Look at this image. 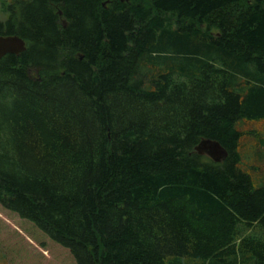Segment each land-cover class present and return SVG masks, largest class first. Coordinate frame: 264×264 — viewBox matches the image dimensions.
Returning a JSON list of instances; mask_svg holds the SVG:
<instances>
[{"label": "trees", "instance_id": "obj_1", "mask_svg": "<svg viewBox=\"0 0 264 264\" xmlns=\"http://www.w3.org/2000/svg\"><path fill=\"white\" fill-rule=\"evenodd\" d=\"M2 6L4 211L66 264H264V0Z\"/></svg>", "mask_w": 264, "mask_h": 264}, {"label": "rangeland", "instance_id": "obj_2", "mask_svg": "<svg viewBox=\"0 0 264 264\" xmlns=\"http://www.w3.org/2000/svg\"><path fill=\"white\" fill-rule=\"evenodd\" d=\"M3 1L7 4L10 2V0H0V22L7 19L6 11L2 6ZM244 129L264 136V122L246 124ZM261 170L264 171V166ZM254 179V185L258 188L264 182V172ZM43 243L45 246H42ZM41 247L44 248L46 257L42 256ZM68 256L66 251L55 246L33 229L32 225L0 207V264H66L70 262Z\"/></svg>", "mask_w": 264, "mask_h": 264}, {"label": "water", "instance_id": "obj_3", "mask_svg": "<svg viewBox=\"0 0 264 264\" xmlns=\"http://www.w3.org/2000/svg\"><path fill=\"white\" fill-rule=\"evenodd\" d=\"M26 50V43L18 36H0V59L6 55H20ZM200 155L212 159L216 163L223 162L227 156V150L217 141L203 139L196 147Z\"/></svg>", "mask_w": 264, "mask_h": 264}]
</instances>
